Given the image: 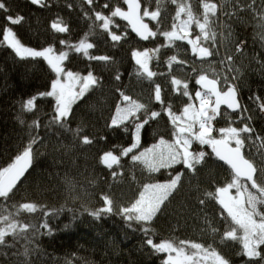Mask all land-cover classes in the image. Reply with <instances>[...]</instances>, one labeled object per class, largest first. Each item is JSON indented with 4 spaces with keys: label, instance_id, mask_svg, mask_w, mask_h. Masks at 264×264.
Masks as SVG:
<instances>
[{
    "label": "snow or ice",
    "instance_id": "snow-or-ice-1",
    "mask_svg": "<svg viewBox=\"0 0 264 264\" xmlns=\"http://www.w3.org/2000/svg\"><path fill=\"white\" fill-rule=\"evenodd\" d=\"M31 3L47 7L46 0H31ZM196 5L194 8L193 0H103V3L100 0H81L83 16L91 21L89 30L75 43L61 39L59 43L65 48L58 51L52 45L39 49L25 45L11 27L20 24L24 17L12 13L9 0H0V15L5 21L0 25V45L10 48L21 60L45 61L55 74L49 90L17 101L20 106L17 120L21 124L26 123L25 114H33L28 124L32 132L28 142L14 157L6 164H0V254L4 248H14L19 240L31 243L41 228L50 232L44 217L65 210L64 205L49 211L47 205L26 197L16 199L27 179L26 173L32 167L34 146L42 142L38 130L55 126L71 135V143L60 145L66 153L78 148L90 150L102 141L107 143L105 129L130 133L132 140L129 146L112 144L106 149H98L95 154L97 163L110 170L112 177L122 175L117 169L123 167L121 161L124 157H130L133 164L143 165L149 173L173 170L165 182L143 184L138 196L127 204L115 205L107 193L100 194L98 207L89 208L81 204L83 211L96 219L104 215H120L129 228L143 233V243L154 253L166 254L162 264H235L220 247L227 246L229 242L238 245L234 256L240 259L241 264H264V129L258 131L254 123L257 112L264 116V96L253 93L248 96L250 104L243 102L240 80L246 66L237 65L236 59L245 54V43L233 39V28L228 22L233 17L243 22L241 13H248L255 22L257 36L264 41V0H196ZM67 7L72 8L73 5L69 3ZM165 19L169 21L167 25ZM120 21L126 23L121 24ZM50 26L56 33L70 32L68 24L60 17ZM193 26L197 31L194 32ZM97 29L113 42V46L129 38L128 29L141 41L155 42L160 38L162 41L152 48L131 52L138 65L137 77L147 79L152 85L149 102L134 99L122 87H116L119 102L114 111L104 118L100 129L89 132L83 119L75 127L71 126L74 105L93 89L101 87V78L95 75L91 64L87 66L86 74H82L67 68L65 62L71 53H75L105 67L114 63L111 56L95 55L90 51L96 48V44L90 42L89 37L95 35ZM177 42H183L187 46L185 54L190 50V55L195 58L191 65L181 56ZM229 44L232 47H228ZM162 49H176L164 61L167 73H157L150 68L151 61L159 59ZM197 61L199 67L196 66ZM205 63L208 64L207 70L203 67ZM257 63L264 71V61L257 60ZM174 67H187V78L175 75ZM157 75L166 76L171 91L186 98L180 110H174L172 102L166 101L165 88L155 83ZM114 80H121L118 70ZM193 82L198 86L195 90L190 89ZM41 97L53 101L51 112L43 113L48 117L47 123H42L36 103ZM152 101L160 106V110L151 107ZM162 114L167 116L172 126L173 139L169 141L161 136L152 147L134 151L140 147L141 131L150 122L162 118ZM218 118L225 121V126H216ZM205 146L210 152L203 150ZM209 157L222 162L227 172L223 182L213 181L212 186L197 197L201 211L209 203L219 206V226L215 218L210 219L207 214L203 216L204 227L201 230L209 233L212 242L155 240L154 224L165 213L170 197L182 185L185 174H197ZM177 165L181 168H176ZM63 182L70 191L74 190L67 174ZM67 210L73 211L71 208ZM37 212L41 213L43 222L31 223L21 218ZM22 255H29L27 245Z\"/></svg>",
    "mask_w": 264,
    "mask_h": 264
},
{
    "label": "trees",
    "instance_id": "trees-1",
    "mask_svg": "<svg viewBox=\"0 0 264 264\" xmlns=\"http://www.w3.org/2000/svg\"><path fill=\"white\" fill-rule=\"evenodd\" d=\"M103 3V0H100ZM12 13L24 17L18 25H12L21 41L33 48H42L49 45L58 51L65 48L59 41L68 40L77 42L84 33L88 32L90 20L83 16L80 0H46L47 7L33 5L31 0H9ZM71 3L72 8L67 7ZM194 8L196 0H193ZM172 7H169V12ZM243 22L233 17L228 22L232 25L234 40L245 43L244 55L237 57V65L244 67V75L240 80L241 96L244 103H249L248 96L256 93L264 96V71L261 70L257 60L264 61V41L257 36L248 13H241ZM57 17L62 18L69 26V33H56L51 29V23ZM221 19H224L223 17ZM168 19L164 23L168 24ZM5 23L0 15V25ZM121 23V22H120ZM123 24V23H121ZM194 32L197 31L193 26ZM2 39V36H0ZM90 42L96 44V48L90 50L95 55H109L114 63L107 67L96 61H88L80 54L71 53L69 60L65 62L67 68L72 71L86 74L88 65L91 64L95 75L101 78V87L93 89L86 97L74 105V119L72 127H75L81 119L88 125V131L100 129L105 119L113 111L119 102L116 87H122L127 94L134 99L148 103L151 92V83L143 77L138 78L136 71L138 65L131 57L132 50L152 48L162 38L147 44L139 42L129 32L126 41L113 46V42L99 30L89 37ZM181 56L191 65L195 59L185 54L187 47L183 42H177ZM232 47L231 44L227 45ZM176 49H162L159 59H153L150 68L157 73H167V65L164 63L167 56L174 54ZM223 51V49H222ZM207 63L203 65L205 68ZM199 67V62H196ZM119 71L121 80L115 81L114 75ZM174 74L180 78H187V67H174ZM48 65L43 60H21L14 52L4 45H0V164H6L10 158L20 150L22 145L29 140L32 132L28 124L33 119V114H25V124L17 120L20 106L17 101L27 99L37 92L50 89L51 80L54 78ZM194 75V74H193ZM155 83H160L164 88L166 101L170 100L174 110H180L186 98L175 95L168 83L166 76L157 75ZM194 82L190 89L195 90ZM42 123H47L48 117L43 113L51 112L53 101L51 98L41 97L37 100ZM151 107L160 110V106L151 102ZM255 126L258 131L264 129V116L255 114ZM217 127L225 126V121L218 118ZM41 143L35 145L32 167L28 172L27 179L21 185V196L39 204L47 205L49 211H54L65 206V210L48 217H44L49 225L48 229L41 228L39 234L32 238L31 243L19 240L14 248L2 249L0 264H162L165 259L163 253H154L143 241L144 235L140 231H134L118 214L104 215L96 219L83 211L81 204L89 208L100 206L99 196L101 193L109 194L114 204L119 206L127 204L135 199L145 183L165 182L168 173L172 169H161L159 172L149 173L143 165L133 162L130 157H124L121 161L123 167L117 169L122 175L112 177L103 165L97 163L95 154L100 148L106 149L109 145L119 144L129 146L132 140L130 133L122 130L111 132L105 129L108 141L100 142L89 149H76L71 153L60 147L61 144L71 143V135L53 126L49 129L41 127L39 130ZM172 126L167 116L150 122L141 131L140 147L138 152L149 148L157 143L160 137L171 141L173 139ZM35 134V133H32ZM194 147H197L194 145ZM205 151L210 150L205 146ZM115 167V166H114ZM180 169L181 166L177 165ZM65 174L68 175L74 190L63 182ZM227 176L226 166L209 157L207 163L199 168L197 174L186 173L182 185L170 197V202L155 222L154 228L157 235L155 240L185 239L197 242L211 243L212 237L208 232L202 231L204 227L203 216L215 218L217 226L219 219L217 213L219 206L209 203L201 211L197 203V197L203 191L212 186V182H223ZM94 181L95 183H92ZM197 186L199 191H197ZM78 197L73 200L72 197ZM71 208L73 211H68ZM41 213L25 214L22 219L31 223L43 222ZM218 240V238H217ZM25 245L29 249V255L23 256ZM222 251L231 257L235 264H241L240 259L234 256L238 245L229 242L227 246H220Z\"/></svg>",
    "mask_w": 264,
    "mask_h": 264
},
{
    "label": "water",
    "instance_id": "water-1",
    "mask_svg": "<svg viewBox=\"0 0 264 264\" xmlns=\"http://www.w3.org/2000/svg\"><path fill=\"white\" fill-rule=\"evenodd\" d=\"M81 1V0H80ZM121 23H126V22H123V21H120ZM128 31L130 32V34L134 37V38H136L139 42H141V43H143V44H147L149 41H141L136 35H135V33H132L131 32V30L130 29H128ZM198 87V86H197ZM222 110H223V108H222ZM210 150V149H209ZM220 163H222V162H220ZM31 169V168H30ZM30 169H29V171H30ZM28 173H26V175H27Z\"/></svg>",
    "mask_w": 264,
    "mask_h": 264
},
{
    "label": "rangeland",
    "instance_id": "rangeland-1",
    "mask_svg": "<svg viewBox=\"0 0 264 264\" xmlns=\"http://www.w3.org/2000/svg\"><path fill=\"white\" fill-rule=\"evenodd\" d=\"M206 67L204 68V69H206L207 70V68H208V64H206L205 65ZM152 147V146H151ZM150 148V147H149ZM134 151H136V152H138V150L136 149V150H134ZM142 151V150H141ZM164 254V253H163ZM164 257H165V259H166V254H164Z\"/></svg>",
    "mask_w": 264,
    "mask_h": 264
}]
</instances>
